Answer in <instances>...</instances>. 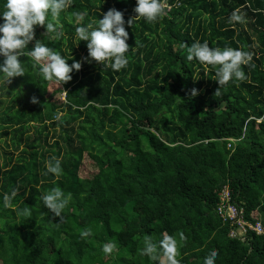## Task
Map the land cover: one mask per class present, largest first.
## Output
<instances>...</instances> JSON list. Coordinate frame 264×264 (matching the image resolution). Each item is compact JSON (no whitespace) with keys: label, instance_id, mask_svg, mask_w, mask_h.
<instances>
[{"label":"trees","instance_id":"1","mask_svg":"<svg viewBox=\"0 0 264 264\" xmlns=\"http://www.w3.org/2000/svg\"><path fill=\"white\" fill-rule=\"evenodd\" d=\"M163 3L145 21L133 17L135 0H69L55 21L62 35L35 26L34 40L65 58L80 52L81 67L58 85L21 56L25 75L0 84V264H166L159 250L141 253L145 237L166 235L177 264H203L211 249L215 264H264V232L231 238L216 212L228 186L264 229V0ZM110 7L132 17L119 71L83 61L75 33ZM193 41L250 52L246 79L217 89L215 68L186 59ZM86 155L95 171L82 175ZM51 158L59 174L46 172ZM54 186L71 193L60 217L41 199Z\"/></svg>","mask_w":264,"mask_h":264},{"label":"clouds","instance_id":"2","mask_svg":"<svg viewBox=\"0 0 264 264\" xmlns=\"http://www.w3.org/2000/svg\"><path fill=\"white\" fill-rule=\"evenodd\" d=\"M69 0H3L0 11V84L8 85L13 77L25 75V66L21 56L31 58V67L37 75L46 81H55L58 85L71 79L70 73L79 70L81 61L73 60L71 64L57 51H54L38 39L34 40L35 26H43L44 32L55 33L58 38L62 35L60 25L55 23L62 10L68 6ZM165 11L163 0H135L133 17L142 18L145 21H156ZM51 15V20L47 17ZM86 13H78L79 19H83ZM232 18L239 20L241 17L235 12ZM132 18V17H131ZM129 18L125 21L121 10L110 7L100 15L92 24H79L75 28L79 41H84L87 56L85 62H97L102 66L107 65L114 71L124 68L128 60L125 56L130 49L128 43V31L125 24L132 25ZM32 46L29 48V43ZM135 44H138L135 41ZM186 59L196 60L204 65L215 68V81L220 86L230 80L243 81L246 74L242 66L247 65L251 59V53L232 47H209V42L193 41L187 47ZM216 89V91H217ZM215 91V92H216ZM190 94L195 96L197 89L192 88ZM218 94V93H217ZM30 102L36 103L35 96L30 97ZM62 171L61 162L51 158L46 163V172L59 174ZM71 198V193H65L60 187H52L41 199L44 206L54 217L61 216V210L65 208ZM27 215V210H25ZM88 235L87 231L81 233ZM145 246L141 249L143 255L155 258L158 250L167 258L168 264H177L174 259L176 241L171 236H163L158 242H152L151 237H145ZM114 244L103 246L105 253H110ZM217 251L209 250L203 259V264H215Z\"/></svg>","mask_w":264,"mask_h":264},{"label":"built area","instance_id":"3","mask_svg":"<svg viewBox=\"0 0 264 264\" xmlns=\"http://www.w3.org/2000/svg\"><path fill=\"white\" fill-rule=\"evenodd\" d=\"M216 212L219 218L228 224V236L231 238L245 240L249 232H254L256 235L264 232L261 221L251 222L244 217L243 208L232 199L228 186H224L218 192Z\"/></svg>","mask_w":264,"mask_h":264},{"label":"rangeland","instance_id":"4","mask_svg":"<svg viewBox=\"0 0 264 264\" xmlns=\"http://www.w3.org/2000/svg\"><path fill=\"white\" fill-rule=\"evenodd\" d=\"M74 40H75V38H74ZM81 55L82 54L80 52H77V53H75L72 56H67L66 57V59H67L66 62L69 63V64H71L73 60L80 61L81 60ZM49 92H51V90ZM61 99H63L62 98V94H61V96H59L58 94H55L54 93V96H53V100L52 101H53L54 105H56V107L60 106ZM94 171H95V166L93 165L91 159L86 155L84 157L83 161H82V164H81V167H80V173L83 175V174H87L88 172L89 173H92ZM177 240H178V238H177ZM176 254H177V252H175V255ZM160 261L162 263L168 264V261H167V258L166 257H161L160 258Z\"/></svg>","mask_w":264,"mask_h":264}]
</instances>
